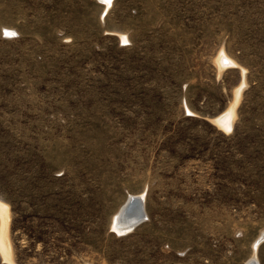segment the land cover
<instances>
[{
	"label": "rangeland",
	"instance_id": "obj_1",
	"mask_svg": "<svg viewBox=\"0 0 264 264\" xmlns=\"http://www.w3.org/2000/svg\"><path fill=\"white\" fill-rule=\"evenodd\" d=\"M103 1L0 0L13 264H244L264 233V0ZM130 195L147 218L118 235Z\"/></svg>",
	"mask_w": 264,
	"mask_h": 264
},
{
	"label": "bare ground",
	"instance_id": "obj_2",
	"mask_svg": "<svg viewBox=\"0 0 264 264\" xmlns=\"http://www.w3.org/2000/svg\"><path fill=\"white\" fill-rule=\"evenodd\" d=\"M105 5L108 8L111 4L112 0H104ZM103 1V2H104ZM224 63H229L234 65L232 61L227 59L223 53L217 58V64L222 66ZM244 76V75H243ZM245 85V81L243 80L241 85L238 87L235 93V99L232 104L217 118L211 120L218 128L224 130L225 132H229L232 129L233 119L235 116L234 110L239 102L240 93L242 88ZM143 196L142 195H130L126 202L121 206L118 212L114 215L113 219V230L121 235L131 232L139 223L144 221L145 211L143 207ZM0 219H1V227H0V254L2 256L3 261L13 264L10 255V245L8 242L7 229H8V207L5 204L0 203ZM139 222V223H137ZM137 223V224H136ZM263 233V232H262ZM264 236V233L261 235ZM258 239V238H257ZM256 244H253V255L247 259L244 264H257V260L255 259L256 253Z\"/></svg>",
	"mask_w": 264,
	"mask_h": 264
},
{
	"label": "water",
	"instance_id": "obj_3",
	"mask_svg": "<svg viewBox=\"0 0 264 264\" xmlns=\"http://www.w3.org/2000/svg\"><path fill=\"white\" fill-rule=\"evenodd\" d=\"M137 223H139V222H137ZM137 223H136V224H137ZM262 241H264V236H260V237L256 240V242H255L256 247H257Z\"/></svg>",
	"mask_w": 264,
	"mask_h": 264
},
{
	"label": "snow or ice",
	"instance_id": "obj_4",
	"mask_svg": "<svg viewBox=\"0 0 264 264\" xmlns=\"http://www.w3.org/2000/svg\"><path fill=\"white\" fill-rule=\"evenodd\" d=\"M5 35H14V33H11L8 29L3 30Z\"/></svg>",
	"mask_w": 264,
	"mask_h": 264
}]
</instances>
